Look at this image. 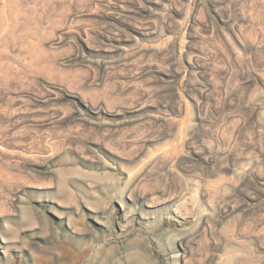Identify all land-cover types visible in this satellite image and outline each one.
<instances>
[{"label":"rangeland","instance_id":"1","mask_svg":"<svg viewBox=\"0 0 264 264\" xmlns=\"http://www.w3.org/2000/svg\"><path fill=\"white\" fill-rule=\"evenodd\" d=\"M0 264H264V0H0Z\"/></svg>","mask_w":264,"mask_h":264}]
</instances>
